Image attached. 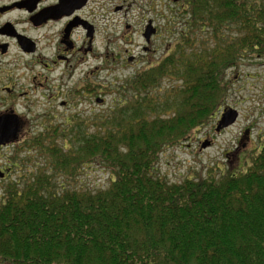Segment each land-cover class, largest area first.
<instances>
[{
    "label": "trees",
    "instance_id": "trees-1",
    "mask_svg": "<svg viewBox=\"0 0 264 264\" xmlns=\"http://www.w3.org/2000/svg\"><path fill=\"white\" fill-rule=\"evenodd\" d=\"M180 13L185 30L165 60L127 79L95 130L72 119L61 144L50 129L18 149L44 162L29 173L14 158L0 264H264V142L247 170L219 178L170 183L157 169L219 115L227 72L264 57V0H187ZM197 31L212 43L196 48ZM165 79L177 84L156 94ZM91 167L110 173L108 188L75 187Z\"/></svg>",
    "mask_w": 264,
    "mask_h": 264
},
{
    "label": "rangeland",
    "instance_id": "rangeland-1",
    "mask_svg": "<svg viewBox=\"0 0 264 264\" xmlns=\"http://www.w3.org/2000/svg\"><path fill=\"white\" fill-rule=\"evenodd\" d=\"M10 1L12 0H0V6ZM185 1L187 0H96L92 3L85 15L89 20H94L97 29L94 52L86 55L83 62H75L72 65L76 66L74 70L71 67L66 70V67L61 66L53 75H46L49 77V84L45 92L48 93L49 100L41 98V90L36 95L31 93V99L35 100L31 112L20 108L23 120L32 129L31 133L21 136L19 146L0 149V167H5L11 157H16L15 149L40 134L44 126L55 131L58 136L56 141L60 144L63 140L61 132L68 128L66 122L72 119L74 122H89V130H95L94 119L99 123L118 99L123 97L121 86L127 79L142 69L151 68L157 62L165 60L169 54L167 51L185 30V16L180 13ZM120 7L123 8L116 11ZM18 16L19 14H15L13 17ZM150 20L158 27L159 33L149 45L152 51L146 52L143 48L148 45L143 33ZM57 30L47 27L40 33L31 34L42 41L45 36H49L51 39L46 40L47 44L50 41L56 43ZM194 33L196 48L212 43L207 32ZM44 45L45 43L42 44ZM11 53L10 57L1 59L3 64L14 63L15 59L21 58L16 51ZM40 54L50 57L54 50L43 48ZM132 57L133 61H130ZM41 72L37 68L36 73ZM20 73L22 72H17ZM226 82L228 97L216 119L201 128L192 141L186 142L184 146L167 148L161 154L157 169L170 183L200 176L207 178L209 174L219 178L227 170H247L251 158L264 142V57L246 59L239 67L230 69L226 74ZM29 84L30 82L20 78L16 90L30 91ZM176 84L172 79H165L156 94L162 96ZM0 95L6 96L3 93ZM98 99L102 102H98ZM63 102L66 103L65 106H62ZM20 103L24 104L22 101ZM228 108L236 110L239 118L234 125L217 132V124ZM45 113L50 116L44 117ZM206 142L209 145L203 148ZM27 156L30 157L28 164L32 168L44 162L38 152L32 151ZM18 160L28 161L22 153L18 155ZM17 179L18 171L13 168L12 174L5 181H0V199L4 195V187ZM109 184L108 171L91 167L82 172L75 187L98 190L108 188Z\"/></svg>",
    "mask_w": 264,
    "mask_h": 264
},
{
    "label": "flooded vegetation",
    "instance_id": "flooded-vegetation-1",
    "mask_svg": "<svg viewBox=\"0 0 264 264\" xmlns=\"http://www.w3.org/2000/svg\"><path fill=\"white\" fill-rule=\"evenodd\" d=\"M95 1L74 0L68 7H64L61 0H12L0 6V93L6 95H0L2 98L0 118L15 119L19 124L17 138L7 144L0 145V149L19 146L21 136L31 133L32 129H29L28 124L23 120L24 116L20 112V108L23 107L30 113L32 104L35 102L31 99V93L36 95L39 90H41V98L45 101L49 100V95L45 92L48 90L49 84V77L46 75H53L61 66L66 67V70H70V67L71 70H74L76 66L72 65L75 62H83L86 55L94 52L97 29L94 20H89L85 11ZM122 8H117L116 11ZM15 14H19V16L14 18ZM47 27L58 29L56 43L50 41L47 44L46 40L51 39L49 36H45L42 41L31 34L40 33ZM148 28L153 31L149 41L144 36ZM158 33L159 29L154 22L148 21L143 33V38L148 45L143 48L146 52L152 51L149 45L152 44L153 37ZM43 43H45L44 46H42ZM43 48L54 50V54L50 57L41 55ZM170 50L171 48L167 53ZM12 51H16L21 58L15 59L14 63L3 64L1 59L10 57ZM129 60L133 61V57ZM37 68H40L42 72L36 73ZM17 72L22 73L17 74ZM20 78L25 82H30V91L19 92L16 90ZM20 101L24 104H21ZM100 101L98 99V102ZM65 105L66 103L63 102L62 106ZM49 116L48 113L44 114V117ZM48 132L49 129L44 126L41 133ZM19 148H16L14 152H17ZM21 153L25 155V159H30L27 156V153H30L27 147L20 151L16 157ZM14 158L15 156L11 157L5 167H0V181H5L10 176L13 168L17 169L18 173L22 172L21 168L18 169L14 165ZM30 167L25 165L24 171L30 173Z\"/></svg>",
    "mask_w": 264,
    "mask_h": 264
},
{
    "label": "water",
    "instance_id": "water-1",
    "mask_svg": "<svg viewBox=\"0 0 264 264\" xmlns=\"http://www.w3.org/2000/svg\"><path fill=\"white\" fill-rule=\"evenodd\" d=\"M86 1V0H84ZM74 0H61V3L64 5V7H68L69 4L73 3ZM153 31L150 30V28L147 29L145 33V38L149 41V38L151 37ZM239 118V114L234 109H228L226 110L221 120L219 121L217 125V132H220L223 129L229 128L230 126L234 125ZM19 129V124L17 123V120L10 119L8 117L0 118V145L7 144L11 140H15L17 138V132ZM209 145L208 142L203 144V148H206Z\"/></svg>",
    "mask_w": 264,
    "mask_h": 264
}]
</instances>
